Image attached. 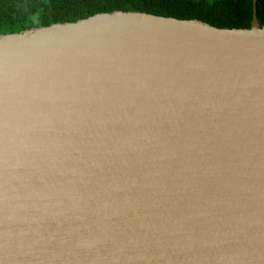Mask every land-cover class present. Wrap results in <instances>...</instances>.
Listing matches in <instances>:
<instances>
[{"label": "water", "instance_id": "water-1", "mask_svg": "<svg viewBox=\"0 0 264 264\" xmlns=\"http://www.w3.org/2000/svg\"><path fill=\"white\" fill-rule=\"evenodd\" d=\"M0 264H264L255 13L0 34Z\"/></svg>", "mask_w": 264, "mask_h": 264}, {"label": "trees", "instance_id": "trees-1", "mask_svg": "<svg viewBox=\"0 0 264 264\" xmlns=\"http://www.w3.org/2000/svg\"><path fill=\"white\" fill-rule=\"evenodd\" d=\"M145 12L198 19L218 28H249L252 15L264 25V0H0V34L55 22H75L100 12Z\"/></svg>", "mask_w": 264, "mask_h": 264}]
</instances>
